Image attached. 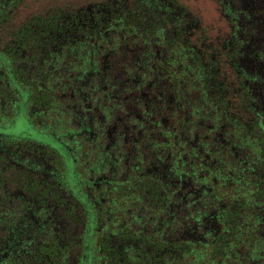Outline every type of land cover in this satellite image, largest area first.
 <instances>
[{
	"label": "flooded vegetation",
	"instance_id": "obj_1",
	"mask_svg": "<svg viewBox=\"0 0 264 264\" xmlns=\"http://www.w3.org/2000/svg\"><path fill=\"white\" fill-rule=\"evenodd\" d=\"M25 1L2 0L0 45L36 17L86 8L132 17L149 56L137 57L119 86L103 73L98 98L108 106L84 97L68 129L30 114L28 93L0 62V165L10 185L25 174L13 189L25 201L22 226L84 231L63 264H96L95 239L111 227L122 232L111 242L129 247L125 230L143 221L141 199L157 195L159 225L142 224V232L174 226L187 242L248 228L264 254V0H90L18 21Z\"/></svg>",
	"mask_w": 264,
	"mask_h": 264
},
{
	"label": "trees",
	"instance_id": "obj_2",
	"mask_svg": "<svg viewBox=\"0 0 264 264\" xmlns=\"http://www.w3.org/2000/svg\"><path fill=\"white\" fill-rule=\"evenodd\" d=\"M3 15L0 13V22ZM136 25L132 17L123 19L114 13L107 15L86 8L68 13L55 9L29 21L12 39L0 45V62L12 70L18 85L28 93L33 108L30 114L37 112L40 116L44 113L46 122L53 125L59 119L62 129H68L72 119H80L84 97L96 105L102 100L98 97L104 92L106 80L108 84L119 86L133 73L136 58L149 56L148 50L140 51L138 40L134 38ZM148 31L149 28H145L144 32ZM84 49L92 53L91 64L82 59L86 54ZM122 65L128 66L127 71L122 70ZM103 73L107 74L106 80ZM114 75L117 78L113 83ZM0 79L5 81L6 76L0 74ZM101 104L108 106L103 100L100 103L103 106ZM31 120L37 124L36 120ZM3 165H0V264H63L70 251L82 245L76 240L84 231L70 233L67 228L54 231V224L23 227L19 218L25 201L16 198L13 189L25 182L26 177L24 172L18 171V180L10 185L9 173ZM47 191V188L41 190L45 203ZM65 200L62 194L60 201ZM141 203L147 207L143 221L140 224L130 222L125 230L133 243L120 247L111 242L122 232L109 227L91 244L96 247V264H264L263 246L248 228H242L237 235L231 228L211 238L187 239V242L181 241V231L174 226L169 230L144 233L140 225L147 224L148 229L159 225L162 199L153 195L141 199ZM66 220L69 221V214ZM77 221L80 223L76 217ZM146 236L153 239L151 248L142 246ZM168 239L173 240L167 243Z\"/></svg>",
	"mask_w": 264,
	"mask_h": 264
},
{
	"label": "rangeland",
	"instance_id": "obj_3",
	"mask_svg": "<svg viewBox=\"0 0 264 264\" xmlns=\"http://www.w3.org/2000/svg\"><path fill=\"white\" fill-rule=\"evenodd\" d=\"M90 1V0H26L23 3V6L19 8L17 16H19L17 19L18 21L21 20V17H26L27 15H30L31 13H35L37 11L45 10L48 7L53 6L54 4H62V3H69V4H81L83 2ZM22 18V20H23ZM16 20V22H18ZM19 23V22H18ZM14 23V25L18 24Z\"/></svg>",
	"mask_w": 264,
	"mask_h": 264
}]
</instances>
